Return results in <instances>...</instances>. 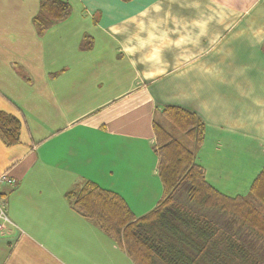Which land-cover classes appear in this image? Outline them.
I'll return each mask as SVG.
<instances>
[{
	"label": "crops",
	"instance_id": "obj_1",
	"mask_svg": "<svg viewBox=\"0 0 264 264\" xmlns=\"http://www.w3.org/2000/svg\"><path fill=\"white\" fill-rule=\"evenodd\" d=\"M61 1L69 18L39 35L40 0H0V111L21 123L17 145L0 134V174L18 182L5 190L0 264H136L66 194L94 182L137 219L153 212L164 197L153 123L178 107L204 125L195 156L207 182L249 196L264 170V0ZM210 16L207 35L161 65L133 68L122 51L148 37L141 20L175 40Z\"/></svg>",
	"mask_w": 264,
	"mask_h": 264
},
{
	"label": "trees",
	"instance_id": "obj_2",
	"mask_svg": "<svg viewBox=\"0 0 264 264\" xmlns=\"http://www.w3.org/2000/svg\"><path fill=\"white\" fill-rule=\"evenodd\" d=\"M70 14L68 3L40 0V13L34 19L39 35ZM160 117L163 122L157 119L153 127L164 197L153 212L137 219L121 196L94 182L69 191L68 202L125 246L136 264H264V170L249 196L221 194L196 162L205 129L197 116L167 107ZM0 134L6 145H17L20 121L0 111ZM182 196L187 202L178 198ZM198 208L224 220L219 223Z\"/></svg>",
	"mask_w": 264,
	"mask_h": 264
},
{
	"label": "clouds",
	"instance_id": "obj_3",
	"mask_svg": "<svg viewBox=\"0 0 264 264\" xmlns=\"http://www.w3.org/2000/svg\"><path fill=\"white\" fill-rule=\"evenodd\" d=\"M156 11H160L159 7H156ZM220 16L221 20L224 18L222 12L217 13ZM142 16H147V11L142 13ZM216 19V16H210L208 19L199 22L196 27L199 28V32L192 34L187 33L185 35H178V38L173 40L171 35L165 31L162 35L157 36L154 31H149L147 25L141 20L138 23V28L141 32L148 31V37L142 38L137 37L138 43L132 44L129 42L128 45L122 46V51L131 58V64L133 68H136L137 64H146V65H161L164 62V53L166 50L171 48H181L185 45L196 44L199 40L207 35V26L208 24ZM158 26L153 23L152 28L156 29ZM120 30H117L119 33ZM178 32V30H177ZM257 37L264 36V29L259 30L256 33ZM154 41H159V43H154ZM261 42H264L262 40ZM151 46V51L146 52V50ZM138 53H146L143 55H137ZM160 69L154 68L151 71H144L143 76L145 79H151L153 76L159 74Z\"/></svg>",
	"mask_w": 264,
	"mask_h": 264
},
{
	"label": "built area",
	"instance_id": "obj_4",
	"mask_svg": "<svg viewBox=\"0 0 264 264\" xmlns=\"http://www.w3.org/2000/svg\"><path fill=\"white\" fill-rule=\"evenodd\" d=\"M18 182L7 173L0 174V232L10 224L7 216V197L5 190L15 188Z\"/></svg>",
	"mask_w": 264,
	"mask_h": 264
},
{
	"label": "rangeland",
	"instance_id": "obj_5",
	"mask_svg": "<svg viewBox=\"0 0 264 264\" xmlns=\"http://www.w3.org/2000/svg\"><path fill=\"white\" fill-rule=\"evenodd\" d=\"M77 16V15H76ZM72 18H74V17H72ZM73 20V19H72ZM81 21V20H80ZM78 25H80V24H78ZM74 28V27H73ZM75 29V28H74ZM76 45V37L74 36V46ZM59 48H61V49H63V54L65 55V56H67L66 55V50H65V48L62 46V45H59L58 46ZM84 111V109L82 108V110H81V114L80 115H82V112ZM160 119V122H163V120L161 119V117L159 118ZM194 150H195V148H194ZM196 151V150H195ZM80 188H78V190H79ZM184 189H186V188H184ZM180 192H181V190H180ZM182 192H185V191H183L182 190ZM185 195V194H184ZM182 202H187V200H186V198H183V196L182 197H178ZM259 208V207H258ZM197 210H200V211H202V212H204V213H206V214H208L209 216H213L214 217V219L215 220H218V222L220 223V222H222L224 219H222V218H220L219 219V217L218 216H216V215H213L211 212H209V211H206V210H201L200 208H198ZM260 210V209H259Z\"/></svg>",
	"mask_w": 264,
	"mask_h": 264
}]
</instances>
